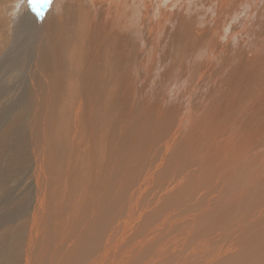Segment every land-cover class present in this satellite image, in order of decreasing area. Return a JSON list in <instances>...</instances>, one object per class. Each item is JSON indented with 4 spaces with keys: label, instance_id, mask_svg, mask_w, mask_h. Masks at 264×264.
Wrapping results in <instances>:
<instances>
[{
    "label": "bare ground",
    "instance_id": "obj_1",
    "mask_svg": "<svg viewBox=\"0 0 264 264\" xmlns=\"http://www.w3.org/2000/svg\"><path fill=\"white\" fill-rule=\"evenodd\" d=\"M15 1L0 0V162L16 168L0 171V264H264V163L250 177L197 152L226 130L222 106L189 131L152 91L190 75L206 110L264 91V0H22L8 25Z\"/></svg>",
    "mask_w": 264,
    "mask_h": 264
},
{
    "label": "rangeland",
    "instance_id": "obj_2",
    "mask_svg": "<svg viewBox=\"0 0 264 264\" xmlns=\"http://www.w3.org/2000/svg\"><path fill=\"white\" fill-rule=\"evenodd\" d=\"M22 0H20V1H18L17 2V0L15 1V2H13L11 5H10V7L8 8V10H6L5 12H4V14H5V16L7 17V19H8V25H10L11 24V22H12V20H13V17H14V14H15V12H16V9L18 8V6L20 5V2H21ZM15 5V6H14ZM15 10V11H14ZM32 17V16H31ZM30 16L27 18L28 20H32L33 21V17L31 18ZM30 18V19H29ZM11 20V21H10ZM245 23H246V21H245ZM249 28V26L248 25H246L245 26V31H249L250 29H248ZM248 29V30H247ZM32 30V29H31ZM34 29L32 30V32L30 33V34H34ZM231 31H233V32H237L236 31V27L235 28H232V29H230L229 30V32H231ZM134 34H136L135 33V31H134ZM237 35H243V34H237ZM244 35H246V34H244ZM249 35V34H248ZM221 36H222V34H217V38L215 39V41H214V47L216 48L218 45H219V43H220V38H221ZM249 37V36H248ZM154 41L155 42H159V40H158V36H157V34H155L154 35ZM136 44H137V48H138V50H139V53H140V47H139V40L137 39L136 40ZM137 56H138V54H137ZM136 56V57H137ZM139 70L141 71V72H143L144 70H145V63H143V64H141V65H139ZM258 72L259 73H261V75H262V72L260 71V70H258ZM264 74V73H263ZM190 76V75H189ZM189 76H188V79L183 75V76H180L178 79L177 78H174V79H172V80H169V81H165L164 82V84H157V85H152L153 87H154V89H152V91H156V93H155V95L156 96H158V95H160V96H162V97H165V99H167V100H169L170 101V103H172V104H175L176 103V109L178 108V115H179V119H181V118H186V119H189V121L188 122H193L189 127H188V129H189V131H192L193 129H195V131H199V129H200V127H202V130L200 131V132H202V131H205V130H207V131H209V129H210V123H209V121L210 120H204V118L206 117V115L207 114H213V112L216 114L220 109H221V106H222V109H224V112H225V115H226V121H227V123H228V126H227V128H226V130H227V132H226V130L224 131V132H222V136L220 135V137H219V139L217 140V143L215 142V144L212 146V147H210V145H211V142H213L214 140H211L210 142H209V146L207 145H205V146H203V147H199L198 149H197V152H201V154L205 151V150H207V151H209V152H214L215 150H218L217 152H219V153H217V154H219L220 155V159L221 160H219V161H222V163H227L229 166H231L232 165V167H234V168H236V167H241L242 168V170L244 169V171L248 174V176H250L251 177V175H250V173L253 171V170H255V169H257L258 168V166H259V162L261 163V164H263L264 162L262 161V159H264V139H261V144L260 143H254V144H249V143H247V141L246 140H244L243 139V137H242V135H244V130H242V127H243V122H244V118H245V116L248 114V112H246V110L250 107V106H253V105H257L256 107H260L259 109H257V112H258V114H257V120L258 121H262L263 119H264V111H263V109H264V91H262V88H261V85H262V82H261V85L260 84H258L257 86L256 85H254V83L253 84H250L246 89H245V91H246V95H242L241 94V92H240V94H241V97H240V95L239 94H237L236 92H234V90L232 91V92H229L228 93V96H227V100H226V102H225V100H217V102H216V104H214V107L216 108H214L213 107V110H211V109H209V110H206V107L204 108L203 106H202V94H203V91H199L195 86H194V83L193 82H191L190 81V78H189ZM185 77V79L184 80H182V78H184ZM18 78V76H16V79ZM182 80V81H181ZM177 81H179V83L182 85H180ZM181 81V82H180ZM185 81V82H184ZM184 83V86H183V83ZM258 82V78L256 77V81H255V83H257ZM173 84H175V87L173 88ZM178 84L181 86H178ZM189 86H188V85ZM171 85H173V86H171ZM170 86V87H169ZM191 86H193V88L194 89H191ZM259 86V87H258ZM255 87H257V89L255 88ZM262 87H263V85H262ZM181 88H183V90L181 89ZM255 88V89H254ZM170 89V90H169ZM175 89V90H174ZM179 89V90H178ZM196 89V94H195V97H193V95H192V91H194ZM253 89H254V91H253ZM261 89V90H260ZM178 90V91H177ZM184 91V92H183ZM262 91V92H261ZM154 93V92H153ZM180 93V95L181 94H185V96H183L182 95V97L180 96V95H178ZM261 93V94H260ZM173 94V96H171ZM176 94V95H175ZM189 94V95H188ZM231 94H234V95H231ZM237 94V95H236ZM192 95V96H191ZM197 95V96H196ZM189 96H191L193 99H192V103L191 104H189V103H187V97H189ZM237 96V97H236ZM238 96H239V99H238ZM261 96V97H260ZM236 99H235V98ZM177 98V99H176ZM198 98V99H197ZM261 99V100H260ZM195 100H197V102H195ZM255 102H254V101ZM222 101H223V103H222ZM233 101H235L234 103H233ZM233 103V104H231V107H230V103ZM254 102V103H253ZM187 103V104H186ZM223 105H222V104ZM228 103V104H227ZM239 104V105H238ZM190 105H195L194 106V108H195V110L194 111H191V110H188V106H190ZM221 105V106H220ZM235 105H236V108L237 109H235ZM198 106V107H197ZM240 106V107H239ZM246 106H247V108H246ZM201 107V108H200ZM219 107V108H218ZM225 107V108H224ZM244 107H245V109H244ZM232 108H234V110L232 109ZM239 108V109H238ZM204 109V110H203ZM226 110H227V112H226ZM184 112V113H183ZM237 112V113H236ZM249 112H251V111H249ZM246 113V114H245ZM263 113V114H262ZM183 114V115H182ZM230 114V115H229ZM233 114V115H232ZM230 118H229V117ZM234 116H236V117H234ZM258 116L259 117H261V118H258ZM227 117H228V119H227ZM240 118V119H239ZM199 119V120H198ZM237 119H239V121L237 122V120L235 121V120ZM260 119V120H259ZM198 120V121H197ZM198 122H200V124L198 123ZM237 123V124H236ZM235 124V125H234ZM240 124L242 125L241 126V131L239 130L240 129ZM232 127H231V126ZM235 130V131H234ZM234 131V132H233ZM241 132V133H240ZM234 133V134H233ZM237 135H236V134ZM239 133H240V136L241 137H239L238 135H239ZM208 137H210L209 135L205 138V139H203V140H208L209 138ZM226 137V138H225ZM224 140H223V139ZM232 138V139H231ZM239 138V139H238ZM226 139V140H225ZM220 140V141H219ZM228 140H231V141H228ZM236 140V141H235ZM224 141V142H223ZM219 142V143H218ZM240 142V143H239ZM242 142V143H241ZM236 143V144H235ZM247 144V147H246V145H244V144ZM230 147L229 149H228V146ZM235 145V146H234ZM238 145V146H237ZM262 145V146H261ZM241 146H244L245 148H243L241 151H240V149H241ZM252 146H253V148H256L257 150L256 151H253V148H252ZM233 147V148H232ZM239 148V149H238ZM251 148V149H250ZM204 149V150H203ZM233 149V150H232ZM249 149V150H248ZM221 152H220V151ZM231 150H232V153H231ZM247 152H246V151ZM250 152V153H249ZM230 153V154H229ZM2 154V153H1ZM224 154V155H223ZM229 154V155H228ZM237 154V155H236ZM255 154H257V155H255ZM227 155V156H226ZM236 155V156H235ZM249 155V156H248ZM259 155V156H258ZM254 156V157H253ZM231 157V158H230ZM246 157V158H245ZM249 157V158H248ZM262 157V158H261ZM230 160H229V159ZM233 158H235L234 159V161H233ZM239 158V159H238ZM244 158V159H243ZM250 159V160H248V159ZM256 158H258L257 160H256ZM238 161H237V160ZM246 159V160H245ZM252 160H254L253 162H252ZM224 161V162H223ZM240 161V162H239ZM242 161V162H241ZM237 164H236V163ZM250 162V163H249ZM3 163V164H2ZM12 163V161L10 160V161H7V162H4V161H1L0 162V171H2L1 169H4V173L5 172H7V171H13V170H16V168H15V165H14V163H13V165L11 164ZM256 165H255V164ZM231 164V165H230ZM236 164V165H235ZM243 164V165H242ZM20 165L22 166V162H20ZM6 166V167H5ZM11 168H10V167ZM251 166V167H250ZM244 167V168H243ZM246 167V168H245ZM253 168V169H252ZM252 169V170H251ZM23 171H24V169H22ZM240 170V169H239ZM248 170V171H247ZM236 171H238V170H236ZM235 171V172H236ZM251 171V172H250ZM264 171L261 173V174H259L260 175V177H259V175H257V179H260L261 177H263L264 176ZM247 174H246V176H247ZM253 174V173H252ZM245 176V177H246ZM203 177H205V176H203ZM207 180V179H206ZM264 183V179L262 180V181H259V184H263ZM261 190H260V192H263V188L261 187L260 188ZM22 225V226H21ZM8 227H11V228H8ZM8 227H6V228H4L3 230H2V235H5L6 234V236H7V233H8V237L7 238H14L13 240H12V242H15L14 240L16 239L17 240V237L15 236V235H17L18 236V233H20L21 234V232L23 233V230H21L22 229V227H23V224H21V222L20 223H17V231H19V232H17L12 226H8ZM8 228V229H7ZM4 232H6V233H4ZM12 232V233H11ZM16 232V233H15ZM13 233H14V235H13ZM9 235H13L14 237H12V236H10L9 237ZM1 243V242H0Z\"/></svg>",
    "mask_w": 264,
    "mask_h": 264
}]
</instances>
